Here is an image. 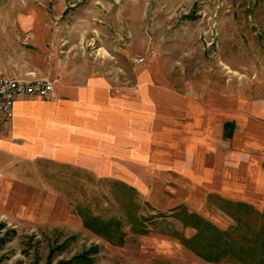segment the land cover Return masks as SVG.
Returning <instances> with one entry per match:
<instances>
[{
  "label": "rangeland",
  "instance_id": "1",
  "mask_svg": "<svg viewBox=\"0 0 264 264\" xmlns=\"http://www.w3.org/2000/svg\"><path fill=\"white\" fill-rule=\"evenodd\" d=\"M49 2L37 14L59 15L46 24L51 39L17 41L42 64L37 78L129 84L137 59L162 55L187 79L264 94V0ZM58 172L40 187L53 184L63 198L0 200V264H264V215L246 203L179 204L158 184L141 192L138 179L146 186L152 177Z\"/></svg>",
  "mask_w": 264,
  "mask_h": 264
},
{
  "label": "crops",
  "instance_id": "2",
  "mask_svg": "<svg viewBox=\"0 0 264 264\" xmlns=\"http://www.w3.org/2000/svg\"><path fill=\"white\" fill-rule=\"evenodd\" d=\"M23 1L0 0V70L28 77L42 64L17 41L50 40L46 24L60 17L37 14L51 0ZM170 62L143 58L123 85L89 75L57 86L55 78L52 97L16 100L0 126V200L63 198L53 184L40 187L58 182L63 167L72 179L152 177L146 186L138 179L141 192L158 184L179 204L246 203L264 215V94L198 83Z\"/></svg>",
  "mask_w": 264,
  "mask_h": 264
},
{
  "label": "built area",
  "instance_id": "3",
  "mask_svg": "<svg viewBox=\"0 0 264 264\" xmlns=\"http://www.w3.org/2000/svg\"><path fill=\"white\" fill-rule=\"evenodd\" d=\"M142 62L143 59L137 60ZM54 82L45 77L37 78L9 75L0 70V126L10 121L16 100L23 98H45L54 95Z\"/></svg>",
  "mask_w": 264,
  "mask_h": 264
}]
</instances>
